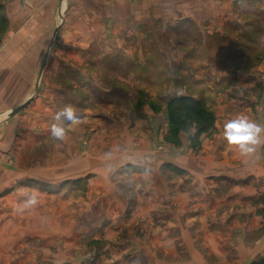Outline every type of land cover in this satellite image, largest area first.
I'll list each match as a JSON object with an SVG mask.
<instances>
[{
    "label": "rangeland",
    "instance_id": "rangeland-1",
    "mask_svg": "<svg viewBox=\"0 0 264 264\" xmlns=\"http://www.w3.org/2000/svg\"><path fill=\"white\" fill-rule=\"evenodd\" d=\"M237 114L264 122V0H0V264L264 259V147L227 144Z\"/></svg>",
    "mask_w": 264,
    "mask_h": 264
},
{
    "label": "clouds",
    "instance_id": "clouds-1",
    "mask_svg": "<svg viewBox=\"0 0 264 264\" xmlns=\"http://www.w3.org/2000/svg\"><path fill=\"white\" fill-rule=\"evenodd\" d=\"M5 118L6 116H0V120ZM53 119L50 135L56 141L65 139L67 125H76L81 122V118L71 105H65L56 112ZM188 134H191V131ZM222 135L227 144L233 147L241 157L248 160L260 158V149L264 147V122H259L247 115L237 114L224 122ZM38 204L39 198L35 191L24 192V199L18 211L33 209Z\"/></svg>",
    "mask_w": 264,
    "mask_h": 264
},
{
    "label": "crops",
    "instance_id": "crops-1",
    "mask_svg": "<svg viewBox=\"0 0 264 264\" xmlns=\"http://www.w3.org/2000/svg\"><path fill=\"white\" fill-rule=\"evenodd\" d=\"M205 165H206L205 168H206L207 173H209V174H214V173L218 174L219 173L220 174L219 176H223L225 174V173H223V170H225L224 168L227 167V166L223 165V161L222 162L216 161V163L211 161ZM226 171H228V170H226ZM227 175L231 176V177L235 176V175H233V172L230 173V171L227 172ZM250 177H252V176L249 175L248 178H250Z\"/></svg>",
    "mask_w": 264,
    "mask_h": 264
},
{
    "label": "trees",
    "instance_id": "trees-1",
    "mask_svg": "<svg viewBox=\"0 0 264 264\" xmlns=\"http://www.w3.org/2000/svg\"><path fill=\"white\" fill-rule=\"evenodd\" d=\"M190 104L194 106H198L200 101H194L192 99H189ZM253 264H264V259H261L259 262L253 263Z\"/></svg>",
    "mask_w": 264,
    "mask_h": 264
},
{
    "label": "water",
    "instance_id": "water-1",
    "mask_svg": "<svg viewBox=\"0 0 264 264\" xmlns=\"http://www.w3.org/2000/svg\"><path fill=\"white\" fill-rule=\"evenodd\" d=\"M56 33H57V30H56L55 33H54V38H55V36H56ZM28 103H29V101H27L26 103H24L22 106H20V107L17 108L16 110L23 109Z\"/></svg>",
    "mask_w": 264,
    "mask_h": 264
}]
</instances>
